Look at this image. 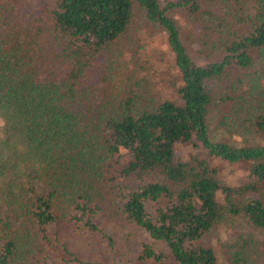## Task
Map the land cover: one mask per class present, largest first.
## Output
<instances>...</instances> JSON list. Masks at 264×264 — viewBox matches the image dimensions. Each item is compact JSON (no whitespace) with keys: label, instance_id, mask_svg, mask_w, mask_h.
Instances as JSON below:
<instances>
[{"label":"trees","instance_id":"trees-1","mask_svg":"<svg viewBox=\"0 0 264 264\" xmlns=\"http://www.w3.org/2000/svg\"><path fill=\"white\" fill-rule=\"evenodd\" d=\"M145 30L166 34L174 99L132 68ZM0 120V264H43L51 227L124 198V152L121 174L144 183L123 213L174 264H264V0H0ZM178 145L207 155L178 160ZM214 160L249 182L226 185Z\"/></svg>","mask_w":264,"mask_h":264},{"label":"rangeland","instance_id":"rangeland-1","mask_svg":"<svg viewBox=\"0 0 264 264\" xmlns=\"http://www.w3.org/2000/svg\"><path fill=\"white\" fill-rule=\"evenodd\" d=\"M32 9L40 10L56 6L58 0H25ZM167 0H163L165 2ZM134 43L129 48L138 71L142 70L141 80H146V86L158 91L166 99L176 98L178 69L172 53L167 46V37L163 32L144 31L134 37ZM197 53V51H196ZM199 64L208 63L207 58L197 53ZM134 58V57H133ZM3 122L0 120V135ZM205 157L201 147L194 145H178L176 157L188 161L192 156ZM131 160V155L124 152L117 156L113 174L116 176L115 187L120 195L105 199L94 214L83 216L77 214L76 219L61 221L49 229L50 242L45 246L43 264H174L170 250L163 242L154 241L149 234L131 222L123 213L124 203L130 194L136 192L144 182L134 177H125L121 169ZM212 164L219 169L223 183L238 187L249 182V169L243 164L230 165L217 160ZM149 180V179H148ZM220 201L223 198L219 197ZM155 205L148 204L147 210L151 217L155 216ZM90 224V225H89ZM223 239L234 241L235 234L231 231L217 232ZM212 245L218 251L220 243L213 240ZM146 246H151L158 255L163 256L162 263L141 259Z\"/></svg>","mask_w":264,"mask_h":264}]
</instances>
